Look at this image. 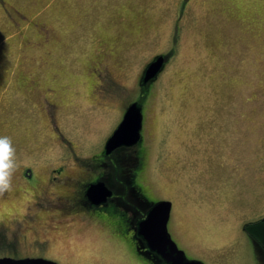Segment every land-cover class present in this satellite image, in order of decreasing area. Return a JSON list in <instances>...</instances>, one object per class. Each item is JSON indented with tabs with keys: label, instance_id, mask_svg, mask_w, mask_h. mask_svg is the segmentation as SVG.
<instances>
[{
	"label": "rangeland",
	"instance_id": "rangeland-1",
	"mask_svg": "<svg viewBox=\"0 0 264 264\" xmlns=\"http://www.w3.org/2000/svg\"><path fill=\"white\" fill-rule=\"evenodd\" d=\"M4 1L25 17L0 7V135L12 138L17 167L45 175L59 163L75 170L97 160L125 106L140 101L143 141L121 153L119 167L130 169L138 150L136 184L149 199H172L177 247L203 264H264V0ZM158 54L166 66L141 92L140 72ZM98 67L125 90L97 76ZM17 75L39 85L21 91ZM0 192V224L12 228L0 227L3 255L15 243L12 216L22 222L32 197L15 183ZM126 215L39 234L44 249L30 232L17 255L154 264Z\"/></svg>",
	"mask_w": 264,
	"mask_h": 264
},
{
	"label": "flooded vegetation",
	"instance_id": "flooded-vegetation-1",
	"mask_svg": "<svg viewBox=\"0 0 264 264\" xmlns=\"http://www.w3.org/2000/svg\"><path fill=\"white\" fill-rule=\"evenodd\" d=\"M0 7L7 13L8 17H10V11H13L14 13L12 12V14H17L25 19L24 16L20 15V12H18L11 4L5 2L4 0H0ZM160 55L162 54H158L157 56L153 57V59L144 64L140 72L138 84V88L141 92H148L151 85L163 72L166 66L165 61L160 72L156 75L155 78L147 82L142 81V78L148 65ZM99 65L101 66L102 64ZM98 69V74H96L97 76L102 78L100 74H103L105 76V80L107 79L114 87L117 88V90H120L118 89L120 87L125 90L124 86L118 84L113 79V75L109 72L107 68L98 67ZM15 80H17V87L21 89V91L30 90V93L34 89H36L37 85H39L38 83H36V81L30 80L29 76L25 78L21 75H17ZM48 91L50 93H54L56 89L54 86H50L48 88ZM44 102H46L44 105L45 109L46 106H49V109H51L53 113L55 111L57 112L59 105L49 101L47 98H45ZM134 102H137L141 107L142 126L140 131V140L134 146L120 147L109 154H105V152L103 151L99 157L103 160V162L104 159H107L108 162L100 164L98 163L100 162V158H98L97 160L93 158L85 159L84 161H81L83 162V166L75 170L68 167L65 163H59L56 166L50 167L45 175L38 174L35 168L30 165H22L16 167L13 173L12 183H15V185L18 186L19 191L24 196H30L32 197V199L25 201L29 203V205L26 208V212L22 218V222L20 221V219L12 216L14 218L12 219V224L13 230L15 232V243L11 245V248H9V251L11 252H5L3 255H0V258H43L46 260L53 261L57 264H63L57 259L43 253L34 255L25 254V256H19L17 255V244L21 245L27 242V237L31 234L30 232H34V235H36L37 237L33 238L34 240L32 241V244L37 245V248L44 249L48 244V239L46 237L40 240L38 237L39 234H45L48 231L52 233L56 232L60 228H65L74 220L78 222L77 219H80L81 221H86V224L91 225L94 222L108 223V218H113L112 216H125L126 218H128L129 216L126 214H131L130 216L132 218L129 221V224H131L132 236H134L137 246L141 248L144 247V249L146 250V244L136 233V225L140 220L145 217L146 212L148 211L150 206L159 201H168L171 203L169 220L167 223V230L169 229V223L172 219L174 206L172 199H149V197L142 191V187L139 188L138 184H136V176L142 173L141 169L143 168V163L137 156V149H139L137 147L143 141L145 110L142 102L133 101L132 103ZM132 103H129L125 106V109L122 112L123 114H125L126 110ZM134 148L137 149L133 152L132 157L129 159L130 162L133 160L131 163L132 167H130V169L120 168L119 166L122 160L121 153L123 154L125 153V151H132L134 150ZM72 156V159L74 161H78L77 154L75 152H72ZM94 165H97L98 168H92ZM95 184H102L106 188V192H108L109 195L99 196L96 201L91 200L88 197L87 191L90 186ZM136 207H140L142 209L145 208L144 213H141L142 215L140 214L137 217V211L135 210ZM121 208L123 209L122 214L120 212ZM42 215H45L46 218L49 219L48 224L44 225L43 223H40ZM1 222L2 224H0V227H3L2 229H4L5 232L12 229L5 226L4 221ZM144 251L143 253L150 256L151 261L154 264H166L161 260L159 256H157L153 252ZM139 253H142V251Z\"/></svg>",
	"mask_w": 264,
	"mask_h": 264
},
{
	"label": "water",
	"instance_id": "water-1",
	"mask_svg": "<svg viewBox=\"0 0 264 264\" xmlns=\"http://www.w3.org/2000/svg\"><path fill=\"white\" fill-rule=\"evenodd\" d=\"M164 61V56L156 57L145 70L142 81L147 82L155 78L160 72ZM141 126V107L137 102H134L128 107L122 121L107 139L104 146L105 154H109L120 147H131L137 144L140 140ZM106 191L102 184H95L88 188L87 194L91 200L96 201L99 196H108L109 193ZM170 209L171 203L168 201H159L150 206L145 217L136 225L137 235L146 244L147 249L159 256L166 264H203L199 261L188 260L184 251L178 249L176 243L172 240L167 230ZM0 264L57 263L43 258L13 259L4 257L0 258Z\"/></svg>",
	"mask_w": 264,
	"mask_h": 264
},
{
	"label": "clouds",
	"instance_id": "clouds-1",
	"mask_svg": "<svg viewBox=\"0 0 264 264\" xmlns=\"http://www.w3.org/2000/svg\"><path fill=\"white\" fill-rule=\"evenodd\" d=\"M16 150L9 135H0V190L11 187L17 167Z\"/></svg>",
	"mask_w": 264,
	"mask_h": 264
},
{
	"label": "trees",
	"instance_id": "trees-1",
	"mask_svg": "<svg viewBox=\"0 0 264 264\" xmlns=\"http://www.w3.org/2000/svg\"><path fill=\"white\" fill-rule=\"evenodd\" d=\"M147 257H149V256H147Z\"/></svg>",
	"mask_w": 264,
	"mask_h": 264
}]
</instances>
